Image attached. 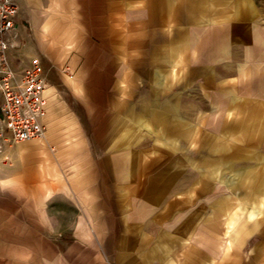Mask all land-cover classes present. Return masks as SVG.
I'll return each mask as SVG.
<instances>
[{"label": "crops", "instance_id": "crops-1", "mask_svg": "<svg viewBox=\"0 0 264 264\" xmlns=\"http://www.w3.org/2000/svg\"><path fill=\"white\" fill-rule=\"evenodd\" d=\"M7 38L48 85L0 168V264H264L213 123L239 107L264 139V0H20Z\"/></svg>", "mask_w": 264, "mask_h": 264}, {"label": "built area", "instance_id": "built-area-1", "mask_svg": "<svg viewBox=\"0 0 264 264\" xmlns=\"http://www.w3.org/2000/svg\"><path fill=\"white\" fill-rule=\"evenodd\" d=\"M20 0H0V159L5 149L44 137L47 81L37 56L12 66L7 35L15 28ZM5 160V161H4ZM6 158L0 160L5 166Z\"/></svg>", "mask_w": 264, "mask_h": 264}, {"label": "rangeland", "instance_id": "rangeland-1", "mask_svg": "<svg viewBox=\"0 0 264 264\" xmlns=\"http://www.w3.org/2000/svg\"><path fill=\"white\" fill-rule=\"evenodd\" d=\"M1 102L0 96V104ZM238 109L239 107H231L230 112L221 109L215 116V119H218L213 122L214 130L220 136L217 137L219 147L222 151L228 148L229 152L233 153L232 168L227 169L225 161V168L214 172L219 184V195L230 196V202L235 204L230 209L233 215L231 225L237 228V241L246 235L243 233L246 223L252 221L249 227L253 226L257 219H264V153H261L264 150L258 147L264 139L244 137V134L256 133L260 124L249 122L250 116L244 121L245 117ZM8 150L5 149V153ZM5 153L1 155L0 160L6 158L8 161ZM4 167L6 166L0 165V168ZM242 252L246 254L248 250L243 249Z\"/></svg>", "mask_w": 264, "mask_h": 264}]
</instances>
